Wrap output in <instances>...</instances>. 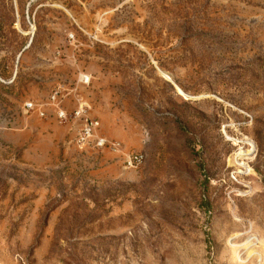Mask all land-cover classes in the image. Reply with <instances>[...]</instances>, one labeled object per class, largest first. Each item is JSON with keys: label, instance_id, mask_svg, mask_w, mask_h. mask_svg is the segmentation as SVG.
I'll return each mask as SVG.
<instances>
[{"label": "rangeland", "instance_id": "rangeland-1", "mask_svg": "<svg viewBox=\"0 0 264 264\" xmlns=\"http://www.w3.org/2000/svg\"><path fill=\"white\" fill-rule=\"evenodd\" d=\"M0 264H264V0H0Z\"/></svg>", "mask_w": 264, "mask_h": 264}, {"label": "built area", "instance_id": "built-area-1", "mask_svg": "<svg viewBox=\"0 0 264 264\" xmlns=\"http://www.w3.org/2000/svg\"><path fill=\"white\" fill-rule=\"evenodd\" d=\"M87 79V78H86ZM56 99V96L54 97ZM28 109H34L33 104H27L26 105ZM84 110L79 109L75 116L77 117H83ZM38 114L41 117H45L46 113L44 109H38ZM58 117L60 119L66 120L67 114L64 110L58 111ZM78 143L81 145V147H93L97 149H105L108 150L114 154L122 155L124 156L125 164L129 168H138L140 167L143 162L145 156L140 152H125L122 148L121 143L117 141H111L107 139L102 133H101V124L98 120L95 119H85L78 136ZM230 178L233 179L235 182L239 183L238 175L236 173H231Z\"/></svg>", "mask_w": 264, "mask_h": 264}]
</instances>
